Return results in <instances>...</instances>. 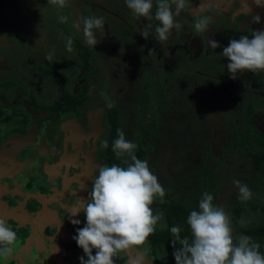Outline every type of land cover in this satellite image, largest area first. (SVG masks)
<instances>
[{
  "label": "flooded vegetation",
  "instance_id": "af4514ba",
  "mask_svg": "<svg viewBox=\"0 0 264 264\" xmlns=\"http://www.w3.org/2000/svg\"><path fill=\"white\" fill-rule=\"evenodd\" d=\"M15 1L20 2L19 8L15 6L10 17L0 19V28L6 29L3 33L0 30V83L8 82L0 84V207L5 205L4 217L11 226L14 218L9 210L13 199L9 201L8 197L13 198L19 190L14 177L28 174L33 177L26 186L32 187L35 182L38 186L35 196L42 193L55 197L45 206L56 212L50 215L54 217L40 235L43 246H34L33 256L26 258L19 248L13 247L11 256L22 258L18 260L20 264H80L79 258L84 253L72 237L76 228L84 225H73L70 221L85 222V216L81 211L74 217L70 211L78 197L88 198L98 166L104 163L98 154L101 143L110 134L111 118L120 130H132L119 121L126 112L131 121L129 126L138 127L137 142L146 127L145 114L149 110L158 114H153L148 124L160 128L163 121L167 132H173V138L184 126L172 119L168 123L164 114L177 116L178 120L184 116L192 119L194 127L201 124V131L208 136V132L214 135L212 113H216L226 120L224 142L218 146L221 154H215L220 160L222 153L232 150L233 131L244 136L245 130L250 133V140L264 145V72H239L233 79L227 71L228 61L221 54L230 39L251 37L253 30L264 29V7L255 6L252 0H189L190 7L176 17L182 27L172 30L163 42L158 41L155 33L156 0L150 20L133 15L124 0H75L77 7L68 0L75 14L74 24L84 17H103V29L95 30L98 43L94 48L85 43L82 26L75 27L73 35L60 21L58 28L51 29L58 20L56 15L49 19L50 29L46 32L43 28L48 18L39 20L37 31L32 29L31 20L22 24L29 18L28 1ZM256 15L260 16V23H253ZM203 16L211 18L209 28L198 33L194 24ZM145 30L149 31L148 39L141 35ZM60 32L65 35V42L59 45ZM69 37L77 54L63 52ZM209 40L217 41L219 46L210 47ZM49 54L53 55L51 61L46 59ZM100 90L109 103L97 99L96 93L102 96ZM66 101L72 102L74 111L68 114L62 109L54 111L55 105L64 108ZM17 128L26 130L17 133L14 131ZM185 129L194 133L192 125ZM127 134L128 131L126 140L132 141ZM236 140L239 144L243 138ZM177 141L174 139V144ZM164 142L155 140V149L162 148ZM247 144L251 146L250 141ZM246 160L238 162L247 166ZM37 161L41 163L40 171H28ZM10 165L14 170L21 169L13 172ZM6 166L12 172L7 173ZM247 167L246 171L244 168L239 171L237 179L241 182L246 180V174L255 176L251 166ZM220 171L219 175L225 177ZM41 173L44 177L39 178ZM31 199L21 223L11 226L19 241L30 239L33 217H37L42 206L41 203L34 206ZM39 252L43 253L39 256Z\"/></svg>",
  "mask_w": 264,
  "mask_h": 264
},
{
  "label": "clouds",
  "instance_id": "9594fccd",
  "mask_svg": "<svg viewBox=\"0 0 264 264\" xmlns=\"http://www.w3.org/2000/svg\"><path fill=\"white\" fill-rule=\"evenodd\" d=\"M48 2L56 5L58 11L68 5V0ZM124 2L133 15L149 20L152 18L153 0ZM252 3L257 7H264V0H252ZM189 7V0H156L154 16L158 21L155 27L158 41H167L172 30L182 27L177 23L176 17ZM58 19L61 23L68 21V17L64 15H59ZM210 19L208 16L198 18L194 24L196 32L205 33ZM252 19L253 23H260L259 15ZM74 26H82L85 43L94 48L98 43L95 30L103 29L104 19L84 17ZM141 35L148 39L149 31L145 30ZM208 43L214 49L219 46L215 40H209ZM66 47L68 52L74 51L70 37ZM221 54L228 61L227 71L233 79L239 72H264V29L253 30L251 37L242 35L238 39H230ZM46 59L51 61L53 55L49 54ZM117 133L112 149L117 158L126 157L123 163L127 166H98V175L92 180L88 198L78 197L71 207L72 216H78L81 211L85 216L84 226L76 228V235L72 237L84 253L79 258L80 264H115V258L119 254L142 248L148 237L155 232L158 223L161 228L167 227L163 212L154 213L151 207L157 197L163 202L166 195L164 187L150 170L148 162L135 155L137 145L126 140L122 130L118 129ZM101 146L107 148V140ZM233 183L238 189V199L243 202L252 198V190L246 183L238 179ZM213 201L214 196L204 192L199 200L198 210L190 211L187 224L191 239L187 236L181 238L180 226L170 228L174 238L170 243L175 264H264V255L259 251L261 245L244 235L234 242L229 214ZM70 222L73 225L81 223L79 219H72ZM16 242V232L5 218L0 217V259L6 260L12 254ZM146 251L138 252L136 258L130 260V264H142Z\"/></svg>",
  "mask_w": 264,
  "mask_h": 264
},
{
  "label": "trees",
  "instance_id": "16d2710c",
  "mask_svg": "<svg viewBox=\"0 0 264 264\" xmlns=\"http://www.w3.org/2000/svg\"><path fill=\"white\" fill-rule=\"evenodd\" d=\"M2 85H8V82H1ZM60 105H55L53 109L61 110L63 113L72 112L74 106L72 102L66 101L64 108ZM110 134L107 136L108 147L103 148L101 146L98 157L103 160V165L111 166L116 164L118 166L126 167L123 163L124 158H117L113 152V141L117 138V130L120 129L119 124L114 119H109ZM165 123L161 121V126L158 128L155 124H147L139 134L138 141L134 142L137 147L135 149V155L138 159L147 160L149 154L155 151L154 141L161 139V141L173 140V132H167ZM194 133L188 142V148L191 147L193 157L200 162H196L192 165V169L187 174L179 175L180 178L174 177L166 183L158 182L164 187L166 195L163 198V202H153L151 205L154 213L156 211L163 212L164 222L167 227L161 228L158 223L155 232L147 239L146 244L142 247L146 249V258H148L153 264H175L174 257L172 255L173 247L171 241L174 239L170 228L178 225L181 228L180 236L183 239L188 237L191 239L189 226L187 224V217L191 210H198L199 200L202 198L204 192H208L214 196L213 203L222 207L230 216L231 226L233 228L234 242L238 241L239 236L244 235L252 238V242L259 243L261 245L259 251L264 255V145L259 141L252 139L250 133L245 130L241 136L235 131L232 132L231 152L235 155L238 154L240 159L238 161L244 162L248 157H251L247 162V166H251L255 176L246 174V180L242 183H246L252 190L253 196L248 201H241L238 199L237 193L226 200H222L219 196V190L223 183H225L224 177L221 178L219 170L210 163H204L202 157H208L213 163H219L220 160L215 156L214 152L210 148L207 134L201 131V124H197L194 127ZM241 129V126H240ZM25 128H17L14 131L17 133L25 132ZM242 137L243 140L238 144L236 138ZM248 138V139H247ZM163 139V140H162ZM175 140L177 137L174 138ZM235 139V140H234ZM104 141V140H103ZM174 141V140H173ZM250 141L249 146L247 143ZM252 141L256 142V145ZM174 143V142H173ZM179 142L177 141L176 144ZM184 144L187 142H183ZM102 144V143H101ZM161 145V144H160ZM238 157V156H237ZM129 163L131 161L129 160ZM35 166L28 168V171L37 173V169L40 166V161L34 163ZM200 171V172H199ZM199 172V173H198ZM195 174H198V179L195 178ZM185 177L189 181H184ZM35 183V182H34ZM177 246L179 244L177 243ZM140 248V249H142Z\"/></svg>",
  "mask_w": 264,
  "mask_h": 264
},
{
  "label": "rangeland",
  "instance_id": "374dc122",
  "mask_svg": "<svg viewBox=\"0 0 264 264\" xmlns=\"http://www.w3.org/2000/svg\"><path fill=\"white\" fill-rule=\"evenodd\" d=\"M28 2H26L27 4V10H28V14H29V18L25 19L22 21V24H28L29 20H31V25H32V29L34 31H37V29H39V20L41 18H48L46 20L47 22V26H45L43 28V30L46 32L47 29H50V24H49V19H52L55 17L58 18L59 15H64L68 17V21L67 23H62L63 25H67L68 29H70V34L73 35L72 31L75 29V18L73 14V8L71 7V4H73L75 7L78 6V3L75 0H71V4L68 3V5L66 7H64L63 9H60L58 11L57 6L50 4L48 2V0H27ZM15 6H17L19 8L20 6V2H17L15 0H0V19L3 21L5 19V15L7 17H10L13 12L11 11ZM48 11V12H47ZM59 22V19L55 22L52 23L53 27L51 29L54 30V28H58L59 25L57 24ZM1 33H3L6 29H4L3 27L0 28ZM62 30V28L60 29V31ZM64 33V32H63ZM59 38L62 41H59ZM57 39H58V43L59 45L64 43V39H65V35L62 34V32L59 33V35L57 34ZM74 49V48H73ZM73 55V54H77V51L74 49V51L72 52H68L67 48L64 49L63 52H65ZM1 61V60H0ZM52 90H55V87H52ZM102 95L101 97H99L98 93L97 96L99 100H102L104 103H109V100H107V97L104 95L105 93L103 91H101ZM153 114H158L156 112H153V110H149L146 114H145V123L144 126H146V124H148V122L152 119V115ZM174 114H176V112H174ZM129 117V115L125 112L122 113L119 121L122 125H125V127H130V129L132 130H127L125 129L122 130L125 134L128 131L127 136L130 137L132 139L133 142L136 141V137L139 133L138 131V127L136 128L133 124H131L129 126V123L131 121H129V119L127 118ZM185 117V116H184ZM182 117L180 120H178L177 116H174L171 118V116H169V114H164L163 115V119L165 121H167L168 123H170V120H174L175 122L181 123L180 126H184L183 128H180V132L179 134H177V139H178V144H174L173 140L171 141H166L163 143V147H157L158 149H156L155 151L151 152L147 158V162L149 165L150 170L152 171V173L154 175L157 176V178H160V181H162L163 183H166L170 180H173L174 177L176 178H180L179 175H186L187 172H189L193 167L192 165L194 163V160H196L191 152V147L188 148V142H190L189 137H192V134L189 132H186L187 130L185 129L186 127H189V129L191 128L190 124L194 125V121L192 119H187ZM211 117V116H210ZM212 118L213 121L215 123V128H214V135L211 132H208V140L210 142V140L212 141V144H210V148H212V150L214 151V154H221L220 153V149L218 146H220L223 142H224V137H223V133H224V129L225 127L223 126V124L225 123V118L224 120L222 119L221 114H216V113H212ZM153 120V119H152ZM189 120L190 124H187V121ZM229 120V119H228ZM212 121V120H211ZM174 123V122H173ZM199 124V123H198ZM211 131V130H209ZM213 136V138H212ZM187 142V145L184 144L183 142ZM222 161L220 163H213L211 162L208 157H202L203 161H205L204 163H210L211 166H214L215 168H217L218 170H221L220 172H223V174L225 175V178L223 177L225 183L222 184V186L220 187L219 190V196L222 200H226L228 198L233 197L238 189L237 187L234 185L233 181L237 180V177H239L240 173L239 171L241 170V168H244V170L249 169V167L245 166V165H241L239 164L238 160L240 159V156H235L233 155V152L231 151H226L224 154L222 153ZM247 161V160H246ZM196 162H200L199 160H196ZM10 168L12 169L13 172L15 171H19V170H14V168L10 165ZM39 170V167L37 169ZM245 170V171H246ZM11 170L9 171V168L6 166V172H12ZM200 172V171H199ZM198 172V173H199ZM184 175V176H185ZM198 174H195V178L198 179ZM231 175H233V177H231ZM44 177L43 173H41V175L39 176V178ZM33 175H16L14 177L15 179V184L19 185V190L17 191V194L12 198V196L8 197V200L10 201L11 199H13L12 201V205L10 206L11 209L15 208L16 206H18V202H22L23 200V192L28 194L29 196H32L33 194H35L36 189L38 190V186L36 185H32V187L30 186H26L27 183H29L30 178H32ZM221 177V178H222ZM239 180V179H238ZM184 181H189V179H187V177H185ZM55 186H59V184L57 182L54 183ZM16 186V185H15ZM75 187V185L73 186ZM87 189L84 190V196H85V192ZM154 202H160V198L157 197ZM5 206V205H4ZM2 206V207H4ZM12 218L16 219L17 217H15L14 215H12ZM81 223L84 225L85 222L81 221ZM13 229V228H12ZM15 232L16 230L13 229ZM68 246V244H67ZM15 251V250H14ZM144 251V249H133L131 252L129 253H121L119 254V256L117 258H115V264H127V260L129 259V261L131 259H135L137 256L138 252ZM74 253H76V249L74 250ZM76 256L78 255V252L75 254ZM80 255V254H79ZM142 264H152L151 261L146 258V256H144V259L142 261Z\"/></svg>",
  "mask_w": 264,
  "mask_h": 264
},
{
  "label": "crops",
  "instance_id": "0c3cea01",
  "mask_svg": "<svg viewBox=\"0 0 264 264\" xmlns=\"http://www.w3.org/2000/svg\"><path fill=\"white\" fill-rule=\"evenodd\" d=\"M20 141H21V137H20ZM15 165L17 167L19 166V164L17 162L15 163ZM20 169H21V167H19L17 170H20ZM25 195H27V196L23 195L24 196L23 200H22V202L21 201L18 202V204H17L18 206H16L15 208L9 210V211H12V214L17 217L16 219H14L13 222L10 223L11 226H13V224H15V223H18V224L21 223V219H23L24 212L26 211L27 207L29 206V204H28L29 195L28 194H25ZM37 196L40 199L39 200L37 199L36 201H34V205L36 206V205H38V203H41L42 206H41L40 210H38V212H37L38 213L37 217L36 216L33 217V222L31 223L30 232H31L32 235L31 234L30 235H31L32 238H34V240L31 239V237H30V239L28 238L29 240H26V241L20 240L19 241L18 237H17V242L13 246L15 249L19 248V251L21 252V254L24 255L26 258H28L29 256H33L32 252H34L33 251V249L35 248L34 246H40V248L43 246V243H44V242H42L43 238L40 235L42 234V232L45 229L46 225L48 223H51L52 218L54 216L51 218L50 215L52 213H53V215H55V213H56V212L50 211V209L45 206V204L48 203L49 200H45V198H43V197H41L39 195H37ZM30 197H36V196L33 194ZM46 201H48V202H46ZM4 211H6V210L4 208L0 207V217L5 218L4 216H5L6 212H4ZM41 211H42V213H40ZM40 219H43V220H40ZM54 221H55V223H57L58 219L57 220L54 219ZM36 233H37V235H36ZM41 253H43V252H39L38 255L39 254L41 255ZM37 258H34V259L36 260ZM18 260L22 261V258H19ZM18 260L15 259V258H12V256L10 255L6 260L0 259V264H20V262Z\"/></svg>",
  "mask_w": 264,
  "mask_h": 264
},
{
  "label": "water",
  "instance_id": "95a60500",
  "mask_svg": "<svg viewBox=\"0 0 264 264\" xmlns=\"http://www.w3.org/2000/svg\"><path fill=\"white\" fill-rule=\"evenodd\" d=\"M32 185H34V183L32 184ZM26 193H23L22 195H24V196H27V195H25ZM41 195H42V193H41ZM23 196V197H24ZM50 196V195H49ZM49 196H47V195H44L43 197L45 198V200H52V199H54L55 197H49ZM30 197V196H29ZM31 198V197H30ZM33 199H31V201L32 202H34V201H36L37 199L39 200L40 198L38 197V196H36V197H32ZM46 202H48V201H46ZM2 204H4L3 202H2ZM47 204V203H46ZM45 204V205H46ZM34 205V204H33ZM35 206V205H34Z\"/></svg>",
  "mask_w": 264,
  "mask_h": 264
}]
</instances>
